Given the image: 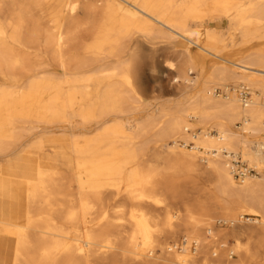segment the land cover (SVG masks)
<instances>
[{
	"label": "bare ground",
	"instance_id": "obj_1",
	"mask_svg": "<svg viewBox=\"0 0 264 264\" xmlns=\"http://www.w3.org/2000/svg\"><path fill=\"white\" fill-rule=\"evenodd\" d=\"M161 48L182 83L151 103ZM181 180L197 194L175 209ZM10 242L11 264H264V0H0Z\"/></svg>",
	"mask_w": 264,
	"mask_h": 264
},
{
	"label": "rangeland",
	"instance_id": "obj_2",
	"mask_svg": "<svg viewBox=\"0 0 264 264\" xmlns=\"http://www.w3.org/2000/svg\"><path fill=\"white\" fill-rule=\"evenodd\" d=\"M25 47L23 52L27 55L30 65L35 69H51L56 73H60V68L57 65V51L47 46L41 41L34 40L32 38H26ZM244 49V48H242ZM178 58L172 54L169 50L161 48L156 52L154 60L150 63L145 72V80L142 85L143 91L149 94L147 101L154 103L158 101H173L178 96L179 84L182 82H175L173 80L171 68H177ZM194 77L195 74H191ZM65 132H58L56 135L62 136ZM37 132H33V137H36ZM25 144L24 142L20 144ZM238 165H242L241 159H239ZM254 173V172H252ZM240 175H236L239 180ZM180 185L183 186L185 192L181 193L176 199L172 200V204L175 209L182 208L185 203L191 204L197 194V186L194 183H186L183 180L180 181ZM254 242V238L249 236H241L239 243L246 246ZM228 243L230 246H234L237 241L234 238H229ZM12 243L10 242L5 246H0V264H11V251Z\"/></svg>",
	"mask_w": 264,
	"mask_h": 264
}]
</instances>
